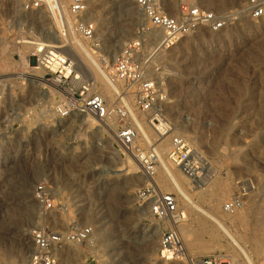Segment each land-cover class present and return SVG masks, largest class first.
Here are the masks:
<instances>
[{
    "label": "rangeland",
    "instance_id": "obj_1",
    "mask_svg": "<svg viewBox=\"0 0 264 264\" xmlns=\"http://www.w3.org/2000/svg\"><path fill=\"white\" fill-rule=\"evenodd\" d=\"M95 1L91 17L97 20L99 39L108 47L115 45L112 52L120 51L147 24L134 0L128 4ZM248 1L210 0V9L231 19L221 33L205 29L185 37L159 61L172 102L166 111L169 145L173 136L182 135L207 160L203 176L208 177V187L194 191L191 182V202L220 215L259 264L264 263V18L249 15ZM38 26L36 18L24 13L14 0H0V81L18 77L7 90L0 82V254L23 255L27 261L34 253L32 230L66 231L79 224L93 225L96 234L86 244L64 248L63 256L68 250L73 252L76 264H178L164 262L158 254L161 231L174 223L158 221L147 204L138 201L136 194L145 184L138 161L106 130L101 132L98 122L90 127L77 116L59 124L56 107L63 98L43 69H39L43 79L37 87L17 75L27 69L22 58L29 52L18 40L38 32ZM124 27L129 34H122ZM31 59L37 67L36 58ZM44 92L55 99L52 109ZM104 93L111 95L112 90ZM151 134L156 145L163 141ZM111 147L119 150V166L128 169L130 158L137 162L140 173L116 174L120 167L113 163ZM158 175L163 191H177L163 173ZM248 178L254 186L247 191L243 207L228 214L225 204ZM40 183H48L55 192L56 209L51 212L33 195ZM191 202L181 200L180 206H187L191 214L184 226L177 225L189 253L194 257L221 254L227 260L233 255L238 264H246L216 223L195 210ZM197 219L204 222V228ZM12 231L21 238H9ZM125 231L132 237L128 242L122 238ZM149 240H155L154 249L146 248ZM65 261L62 259L63 264H71Z\"/></svg>",
    "mask_w": 264,
    "mask_h": 264
},
{
    "label": "built area",
    "instance_id": "obj_2",
    "mask_svg": "<svg viewBox=\"0 0 264 264\" xmlns=\"http://www.w3.org/2000/svg\"><path fill=\"white\" fill-rule=\"evenodd\" d=\"M91 0H17L16 6L36 18L39 31L26 33L28 56L36 58L62 100L56 107L58 118L77 116L94 118L103 129L140 164L145 184L136 197L146 203L151 215L176 226L186 220L177 191H163L157 181L158 149L155 143L142 139L138 120L144 119L156 135H170L166 109L171 96L165 84V69L159 58L177 47L183 38L201 30L219 33L231 20L210 9V0H134L146 26L127 41L120 51L112 52L102 45L98 24L89 17ZM246 10L253 19L264 18V0H249ZM154 34L160 35L156 37ZM91 52L96 58L91 59ZM94 55V54H93ZM87 69H97L99 78ZM112 94H103V80ZM157 130V131H156ZM182 135L172 137L169 159L194 185H200L203 163L207 160ZM250 185H242L224 206L228 214L243 207ZM36 201L46 210L55 207V192L48 183L33 191ZM93 225L73 224L66 231L36 228L31 231L34 253L25 264H63L59 256L68 244L82 245L94 237ZM158 254L167 263L231 264L221 254L192 256L181 232L171 226L160 233ZM1 264V263H0ZM264 264V263H259Z\"/></svg>",
    "mask_w": 264,
    "mask_h": 264
},
{
    "label": "bare ground",
    "instance_id": "obj_3",
    "mask_svg": "<svg viewBox=\"0 0 264 264\" xmlns=\"http://www.w3.org/2000/svg\"><path fill=\"white\" fill-rule=\"evenodd\" d=\"M15 1V3H17V0H14ZM95 1V0H94ZM94 1L93 0H91L90 1V11H89V17L90 18H92L91 16H93L92 15V13H94L95 12V10L93 9V8H91V7H93L92 6V4H95L94 3ZM98 0H96L95 2H97ZM117 1V0H116ZM122 1H124L125 2V4L127 3H132L131 2V0H122ZM121 1V2H122ZM214 1V0H213ZM120 2V1H119ZM211 4V3H210ZM212 5V4H211ZM213 5H214V3H213ZM98 8V7H97ZM215 8V7H214ZM92 9L94 10L93 12H92ZM216 11V10H215ZM217 12V11H216ZM97 14V13H96ZM94 17V16H93ZM234 18V17H233ZM242 18V17H241ZM92 20H94V22H97V20H95L94 18H92ZM100 23V22H99ZM104 23V22H103ZM102 24V23H101ZM233 25V24H232ZM34 26V25H33ZM121 31H123V35H127V34H129V28L128 27H124V30H123V28H121ZM99 32V31H98ZM97 32V33H98ZM221 33V32H220ZM219 34V33H218ZM156 37H159L160 35H158V34H154ZM193 36V35H192ZM20 43H22V44H25L26 46H28L26 43H24V41H21ZM105 43H106V41L104 42H102V45H105ZM23 48H24V46H23ZM110 50L112 51V50H115V45H110ZM25 54V53H24ZM94 54V55H93ZM93 54H92V52H91V59L93 60V59H95L96 58V53H94L93 52ZM32 57H29L28 55H26V56H24V59L22 58V60L25 62V64L24 65H26L27 67V69H25V71L23 70L22 72H20V73H17V75L18 76H24V77H26V80H28L29 81V83H30V85L32 86V87H37V86H39L40 85V83H42L41 81V79H43V77L41 76V74H39L40 73V71H39V67H33V65H32V59H31ZM261 65V64H260ZM262 66V65H261ZM263 67V66H262ZM259 68H261V67H259ZM95 74H96V76L98 75V78H99V71L97 70V69H91ZM174 73V72H173ZM170 75V74H169ZM7 77V76H6ZM18 77H10V78H5V79H3V80H1L0 82L2 83V86H7V88H6V90L8 89V87H9V85H12L13 83H14V80L15 79H17ZM102 80H103V82H102V84H103V94L107 97V96H110V95H108V94H106V93H104V92H110L111 90H112V88H111V86L105 81V79L104 78H101ZM47 87V86H46ZM51 87V86H50ZM47 89H48V87H47ZM53 89V88H52ZM9 91V90H8ZM8 91H7V94H8ZM39 91V90H38ZM0 93H2V92H0ZM6 94V93H5ZM54 94H55V90H54ZM10 95V94H9ZM43 96L47 99V101H46V104L48 105V107L49 108H51V107H53V105H55L56 103H55V99H53V100H51V97H50V99H49V95H48V93L47 92H44L43 93ZM60 96H62V95H60ZM33 97V96H32ZM1 98H3L2 96H1ZM0 98V99H1ZM58 100V99H57ZM4 102V101H3ZM2 102V103H3ZM176 104V103H175ZM264 105V104H263ZM262 106V105H261ZM262 108H264V106H262L261 107V109ZM52 109V108H51ZM170 109V108H169ZM168 110V108L166 109V111ZM264 110V109H263ZM169 111V110H168ZM81 120V119H80ZM57 121H58V123L59 124H63L64 122H65V120H63V119H60V118H57ZM82 121H84L86 124H88L90 127H92V126H95L96 125V123L98 122L96 119H94V118H91V117H87V116H83L82 117ZM99 124V123H98ZM138 124H139V126H140V129H141V133H142V139L144 140V141H146V142H150V143H153L152 142V138H154L152 135L153 134H151L152 132L154 133V135H156L155 134V130H154V128L153 127H151V125L149 124V122H147V121H145L144 119H141V120H138ZM29 125V124H28ZM88 126V127H89ZM99 126V125H98ZM89 127V128H90ZM97 128V127H96ZM150 128L153 130H150ZM94 129V128H93ZM150 131H152V132H150ZM157 131V130H156ZM110 136V135H109ZM108 136V137H109ZM111 137V136H110ZM8 138L10 139L11 138V136H8ZM163 138V141L159 144V145H157V149H158V162H159V165H158V168H157V172H158V174H160V173H163L164 175H165V180H169V181H171L172 182V184L174 185V187H175V189L177 190V192H178V194L180 195V197H181V199H183L184 201H192V196H193V192L191 193V191H190V189H189V187L188 186H191V181H190V179L183 173V171L180 169V168H178L177 166H175L172 162H171V160H169V154H168V152H169V148H170V145H169V141H168V139L170 138V135H168V136H166V137H162ZM108 141V140H107ZM110 141V140H109ZM112 142V141H111ZM156 144V143H155ZM247 145V144H246ZM252 146V145H251ZM191 147H192V145H191ZM85 148V147H84ZM112 148V154H113V156H112V159H113V163L117 166H119L120 164H118V162H116V159L119 157V150H117V148H115V147H111ZM261 151V150H260ZM165 152L167 153V155H168V157L165 155ZM245 153V152H244ZM128 158V157H127ZM128 164H129V166H128V169L126 168H123L122 167V165L121 166H119L120 168H118L117 170L115 169V173L116 174H118V175H127V174H135V175H137V174H139L140 173V170H139V167H138V164H137V162H135L133 159H128ZM209 170V169H208ZM159 171H161L160 173H159ZM113 174V173H112ZM157 174V178H158V175ZM114 176V175H113ZM140 176H141V174H140ZM159 179V178H158ZM168 182V181H167ZM170 182V183H171ZM105 183H107V185H110V182H104V184ZM207 183H208V177L206 176V179L204 178V179H202V182H201V184L200 185H195L194 186V184H193V190L194 191H203L204 190V185H206V187H208L207 186ZM209 183H210V181H209ZM119 184V183H118ZM245 184L247 185H250V187L251 188H253V182L251 181V179H247L246 180V182H245ZM209 185V184H208ZM104 186V185H103ZM111 186V185H110ZM109 186V187H110ZM105 187V186H104ZM104 187H101L100 189H103ZM114 188H116V187H114ZM111 189H112V187H111ZM205 189H207V188H205ZM103 191V190H102ZM223 192V191H222ZM224 193V192H223ZM222 193V194H223ZM13 198V197H12ZM14 199V198H13ZM12 199V200H13ZM11 200V201H12ZM15 200V199H14ZM215 201V200H214ZM213 201V202H214ZM23 202V201H22ZM191 204H193V206H194V208H195V210H197L198 212H200V213H202V214H204L206 217H208L210 220H212L214 223H216V225L218 226V228L222 231V233H223V235L226 237V238H228L229 240L228 241H230L231 242V244H232V246L237 250V252H238V255L240 254L241 256H243L244 258L243 259H245V262H246V264H255L254 263V261H253V259H252V255L250 254V252L246 249V245L245 246H243V242L242 241H240L239 239H238V237L235 235V233H233L232 232V230L229 228V226H227L226 225V223H225V221L223 220V218H221L220 217V215H218L216 212H213V211H211V210H209V209H207V208H205L204 206H203V204L201 205V204H198V202H195V203H192L191 202ZM214 205H216V204H213V206ZM214 208H212V210H213ZM185 214H186V220L188 219V215L189 214H191V212H190V210L188 209V207L186 206V209H185ZM81 215V214H80ZM87 215V214H86ZM79 216V215H78ZM85 216V215H84ZM82 217H83V215H82ZM72 219V218H71ZM87 219V218H86ZM89 219H87V221H88ZM194 220H196V219H194ZM198 221V223H199V225H201V227L202 228H204L203 227V224H202V222H201V220L200 219H197ZM200 220V221H199ZM193 222V221H192ZM196 222V223H197ZM247 222H248V219H247ZM190 223V222H189ZM197 223V224H198ZM204 223V222H203ZM246 222H244V224H245ZM182 224H183V222H182ZM192 224V223H191ZM243 224V223H242ZM187 225V224H186ZM180 226V225H179ZM183 226H184V224H183ZM204 226L206 227V225L204 224ZM174 227L175 228H178L175 224H174ZM200 227V226H199ZM207 228V227H206ZM194 229V228H193ZM195 230V232H196V228L194 229ZM200 231H201V229H200ZM204 231V230H203ZM198 232V231H197ZM214 232V231H213ZM236 232V231H235ZM131 233V232H130ZM209 232H207V234H208ZM215 233V232H214ZM214 233H212L213 234V236H214ZM11 234H13L12 236H9L8 234V236H9V238L11 237V238H14V239H20L21 237L20 236H18V234L16 233V232H14V231H12L11 232ZM96 234V231H95V233H94V235ZM134 234V233H133ZM189 234V233H188ZM210 234V233H209ZM211 234V235H212ZM216 234V233H215ZM190 235H191V233H190ZM210 235V236H211ZM212 236V237H213ZM240 236V235H239ZM215 237H217V236H215ZM7 238V237H6ZM122 238H123V240H126L127 242H128V240L130 239V238H132V237H130L129 235H128V232H124L123 234H122ZM150 238V237H149ZM23 239V238H22ZM93 239V238H92ZM96 239V238H95ZM112 239V238H111ZM185 239V238H184ZM94 240V239H93ZM120 240V239H119ZM122 240V241H123ZM245 240V239H244ZM103 241V240H102ZM23 242V241H22ZM242 242V243H241ZM102 243H105V242H102ZM130 243V242H129ZM145 243V242H144ZM190 243V242H189ZM126 244V243H125ZM153 244H155V240H149V241H147V243H146V248H149L151 245H153ZM192 244H195L194 242L192 243ZM191 243H190V246L192 245ZM105 245H106V243H105ZM109 245V244H108ZM69 246V245H68ZM102 246V245H101ZM155 246V245H154ZM256 246V245H255ZM123 247V246H122ZM152 247V246H151ZM150 247V248H151ZM68 248V247H67ZM145 248V247H144ZM153 249H154V247H152ZM151 248V249H152ZM201 248V247H200ZM206 248V247H205ZM216 248V247H215ZM257 249V248H256ZM68 250V249H67ZM71 250V249H70ZM144 250V249H143ZM146 250V249H145ZM205 250V249H204ZM259 250V249H258ZM147 251V250H146ZM150 251V250H149ZM65 252V250H62L61 251V253H60V258H62V259H65L66 261H67V263L68 262H71V264H73L74 262H75V260L77 259V258H75V254L73 253V252H71V251H69L68 250V254L67 255H65V257L63 256V253ZM261 252V251H260ZM66 253V252H65ZM73 253V254H72ZM121 253V252H120ZM229 255V254H228ZM237 255V254H236ZM152 256V255H151ZM229 257V256H228ZM29 258V257H28ZM27 258V259H28ZM61 259V260H62ZM149 259V258H148ZM25 261H26V259L24 258V256L23 255H19V256H16V255H12V254H7V253H1L0 254V263L1 264H24L25 263ZM65 261V262H66ZM228 261L231 263V264H238V262H237V260L234 258V256L233 255H231L230 257H229V259H228ZM77 262V261H76ZM74 264H76V263H74ZM85 264H90V263H85Z\"/></svg>",
    "mask_w": 264,
    "mask_h": 264
}]
</instances>
